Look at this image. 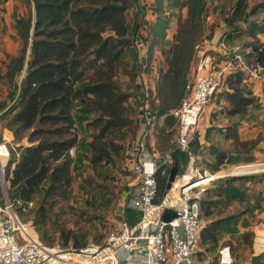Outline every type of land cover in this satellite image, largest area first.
Wrapping results in <instances>:
<instances>
[{"label": "trees", "instance_id": "obj_1", "mask_svg": "<svg viewBox=\"0 0 264 264\" xmlns=\"http://www.w3.org/2000/svg\"><path fill=\"white\" fill-rule=\"evenodd\" d=\"M26 3V12L15 17L21 46L16 55L8 58L6 71L0 73V85L5 82L7 86L6 97L0 101V110L4 109L0 112V131L6 126L17 139L24 140L17 146L18 155L13 153L6 168L7 192L11 200H20L23 204L30 202L44 187L46 196L58 194L70 185L69 149L79 145L75 112L82 118L95 115L90 121L95 131L91 139L82 141L85 143L81 145L86 148L84 156L88 162L95 167L112 161L113 152L120 148L114 143L113 136L123 132L131 122L127 104L131 93L115 79L117 70L124 62L126 50L130 49L135 58V63L130 66L133 72L125 70L139 91V114L143 98L139 66L143 63L147 76L151 77L153 53L157 46L167 42L171 22V16L163 11V0H154L152 11L156 17L149 24V37L142 33L147 24L144 17L147 5L136 3V0H26ZM182 5L186 8L185 15L178 19L172 32L165 54L166 67L159 69L152 82L154 88L149 92L151 113L156 115L179 105L195 56V45L205 39L206 0H182ZM130 7L140 13L131 27L126 13ZM260 10L264 11V0H234L224 19L229 28L225 35L239 36L245 28V33L255 40L257 32L264 29V18H249L246 27L235 24L243 19L246 11L250 16ZM136 41L148 43L146 56L137 54ZM251 45L250 54L263 59L261 43L255 41ZM245 78L246 73L242 71L230 72L223 77L229 113H245L254 102L251 91L243 87ZM176 133L175 126L170 129L160 126L157 146L159 151H170L175 155L177 173L180 174L184 171L187 155L184 154V160L180 162L181 155L173 148ZM233 138L236 141L238 136L233 135ZM195 141H198L197 136L191 142L194 153L192 143ZM218 157L217 163H221L225 155L219 153ZM161 169L164 171L157 172L156 201L164 195L170 166L162 165ZM236 191L227 182L216 194L233 197ZM214 204L216 201L212 197L202 198L205 217L212 213ZM43 208V205L39 207L40 210ZM139 216L133 208L124 207L123 217L130 223ZM228 218L208 219L201 228L200 241L215 242ZM259 231L264 234V227ZM84 242L74 247L86 245Z\"/></svg>", "mask_w": 264, "mask_h": 264}, {"label": "rangeland", "instance_id": "obj_2", "mask_svg": "<svg viewBox=\"0 0 264 264\" xmlns=\"http://www.w3.org/2000/svg\"><path fill=\"white\" fill-rule=\"evenodd\" d=\"M138 1L142 5H147L144 11L148 16L146 18L148 23V20L154 16L152 11L154 0H136V3ZM233 1L206 0V21L203 31H208L210 28L211 21L208 18L210 19L213 13L223 23ZM185 9L182 0H163V11L171 16V22L167 29V42L157 46L164 50L160 51L159 48L154 57L159 68L165 66V54L171 43V33L175 30L178 19L184 17ZM126 13L128 25L131 27L134 19L135 21L139 19L140 13L131 7ZM249 18H264V12L257 11ZM247 23L248 21L239 20L235 25L246 27ZM148 26L149 24H146L145 29ZM238 35L224 36L225 50L234 45L252 47L251 44L255 41L264 43V29L258 31L255 40L254 37L245 33V28ZM221 57V54L217 56L216 62H220ZM125 69L126 65L122 62L115 79L123 89L131 93V97L127 100L131 122L123 128V132L113 136L114 143L120 148L113 152L112 161L102 162L95 167L88 162L84 156L86 148L81 145L91 139L95 131L90 125L95 115L91 114L82 118L75 112V123L81 142L78 143L79 147L75 149L74 154L69 153L72 175L70 185L58 194L46 196L44 191L46 187L38 190L27 204L26 211L20 213L23 220L32 221L40 238L46 243H60L63 246H76L83 241L87 244H103L109 233L119 227L123 217L124 200L128 193L127 187L132 181L129 151L137 135L139 97L135 82L132 83L130 78L127 79L124 76V73H127ZM129 69L133 72L131 67ZM153 77L155 74L151 73V78ZM243 84V87L249 89L250 95L254 97V102L248 106L245 113H229V104L223 93L224 83L219 85L211 101L202 111L195 129L198 141L192 143V148L197 155L195 165L201 171L215 172L220 168L228 169L235 163H253L254 167L264 166V100L261 99L260 92L254 83ZM3 135L10 137L15 147L24 142L17 139L14 133L5 132ZM233 135L238 136L236 141ZM219 153L225 155L221 163H217ZM179 154L184 155L181 152ZM228 156L231 158L226 159ZM183 160L184 157H180V162ZM184 164L186 167V163ZM227 182L236 188L235 195L233 197L225 196V194L218 196L216 193L219 187ZM208 196L212 197L216 204L209 216L203 215V226L211 218H229L215 242L200 241L197 264H219L221 257L219 249L224 245L230 246L233 256L230 264H256V262L264 264V244L259 250L254 248L256 236L260 234L264 236L259 231L264 225V170L243 176L229 175L217 178L206 185L203 197ZM42 205L44 208L40 210L39 207ZM255 253L259 254L254 256ZM250 257L256 261L251 263Z\"/></svg>", "mask_w": 264, "mask_h": 264}, {"label": "built area", "instance_id": "obj_3", "mask_svg": "<svg viewBox=\"0 0 264 264\" xmlns=\"http://www.w3.org/2000/svg\"><path fill=\"white\" fill-rule=\"evenodd\" d=\"M195 48L181 101L162 114L151 113L149 92L154 86L144 64L139 66L143 98L137 115V135L129 151L132 182L124 207L133 208L140 216L133 223L122 217L118 229L109 233L103 244L88 243L80 247L49 244L40 238L30 219L20 217L29 202L23 204L10 199L6 175L7 165L13 153L18 155V150L11 138L0 131V264H197L206 185L224 176L252 173L254 164L235 163L228 169L201 171L195 165L196 155L191 149L195 129L202 111L227 73H246L244 83H255L264 95V58L250 54L251 47L234 45L216 62V57L204 47V40ZM169 112L176 116L173 148L187 155L186 167L177 173L162 199L156 201L157 172L164 171L162 165L171 166L173 154L159 151L147 141L154 126L163 124ZM75 149L76 146L71 147L69 153L74 154ZM202 176L205 177L199 179ZM203 179L207 180L200 182ZM166 209L175 210L176 216L165 220ZM219 252V264H230L229 246H222Z\"/></svg>", "mask_w": 264, "mask_h": 264}, {"label": "crops", "instance_id": "obj_4", "mask_svg": "<svg viewBox=\"0 0 264 264\" xmlns=\"http://www.w3.org/2000/svg\"><path fill=\"white\" fill-rule=\"evenodd\" d=\"M138 3L141 4L140 1H138ZM31 6H33V3H31ZM134 9H136V4H135ZM26 10H27L26 0H0V73L1 74H3L6 71V68H7L6 63L8 61V58L16 55L20 46H21V38L19 37L18 32H17L16 27H15V17L18 15L24 14L26 12ZM144 17L148 18L147 14H145ZM155 17H156V15L154 14V16H152L148 20L147 24H150L152 21H154ZM208 20H210L211 23H210V28L208 29V31H204V35H205L204 47L211 54H213L215 57H217L220 54L222 55V53L225 51L223 39H225L224 36H226L225 32L228 30V27L226 26L225 20L223 19V23L220 22L217 19L216 14H214V13L212 14V17L210 19L208 18ZM254 20H259V19L254 18ZM142 33L145 35H148V37H149L150 36L149 28L144 29L142 31ZM257 34H258V32H257ZM167 35H168V33H167ZM167 39H168V37H167ZM261 46L264 48V43H261ZM134 47H135V49H136L135 51H137L138 55L146 56V51H147V47H148L147 42L136 41ZM247 47H251V46H247ZM159 48L158 47L156 48V50L153 53L152 59H151V65H150L152 68L151 73L155 74V77H153V79L151 77H148L149 81H151V82H153L154 79H156V77L158 75V71L160 69L156 63V60L154 59V57L156 56V51H158ZM160 51H161V49H160ZM123 60H124L125 65H126V69H128V70H129V67L135 63V58H134V56H132L130 49L126 50L125 55L123 57ZM165 67H166V65L163 66L162 68H165ZM124 76L128 79L127 73H124ZM254 85H255V83H254ZM6 94H7V86H6L5 82H3L0 85V101H3L5 99ZM260 95H261V99L263 100V95L261 93H260ZM3 110L4 109H1L0 112H2ZM204 110H205V108H204ZM160 126H162V124H156L154 126V128H153L154 130H153L151 136L148 138V141H147V144L149 146L157 148V149H158L157 135L159 133ZM1 131L3 133H5V132H7L9 134L13 133V131L6 126H4ZM89 140H86V141H89ZM22 142H23V140H22ZM80 142L81 141L79 140V143ZM78 147H79V145L77 146V148ZM77 148H76V150H77ZM196 157H197V155H196ZM262 168H264V166L254 167V169H257V170L259 169L258 171H261ZM123 212H124V209H123ZM263 226L264 225H262V227ZM263 244H264V237L260 238V235L256 236L255 241H254L255 250H259ZM229 250H230V246H229ZM258 254L259 253H255L254 256L258 255ZM230 256L233 260V256L231 255V252H230ZM250 259H251L250 262L252 263V257H250Z\"/></svg>", "mask_w": 264, "mask_h": 264}, {"label": "water", "instance_id": "obj_5", "mask_svg": "<svg viewBox=\"0 0 264 264\" xmlns=\"http://www.w3.org/2000/svg\"><path fill=\"white\" fill-rule=\"evenodd\" d=\"M248 20H249V13L246 11L242 21L247 22ZM175 122H176V116L172 112H169L165 115L162 126L166 129H170L174 126ZM177 172H178V161L175 155H173V161L171 163L170 170L167 176L164 192H166L171 186V183L175 179ZM174 216H176V211L173 209H166L163 214V218L165 220H169Z\"/></svg>", "mask_w": 264, "mask_h": 264}, {"label": "bare ground", "instance_id": "obj_6", "mask_svg": "<svg viewBox=\"0 0 264 264\" xmlns=\"http://www.w3.org/2000/svg\"><path fill=\"white\" fill-rule=\"evenodd\" d=\"M259 170V169H258ZM258 170H256V169H254V171H258ZM262 170H264V168H262ZM203 177H205V176H202V177H200L199 179H201V178H203ZM207 179H203V180H200V182H205Z\"/></svg>", "mask_w": 264, "mask_h": 264}]
</instances>
